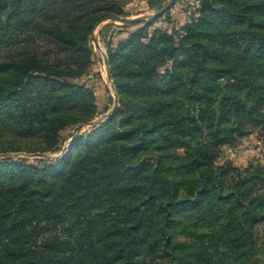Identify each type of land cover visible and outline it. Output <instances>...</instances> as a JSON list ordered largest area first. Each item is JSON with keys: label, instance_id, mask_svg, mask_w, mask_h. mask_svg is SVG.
Returning <instances> with one entry per match:
<instances>
[{"label": "trees", "instance_id": "1", "mask_svg": "<svg viewBox=\"0 0 264 264\" xmlns=\"http://www.w3.org/2000/svg\"><path fill=\"white\" fill-rule=\"evenodd\" d=\"M121 13L116 0H0V40L31 24L50 38V54L63 56L20 62L13 48L25 39L0 41V71L9 70L0 81V129L60 151L62 131L98 108L93 90L77 82L86 72L69 61L89 58L95 27ZM199 14L178 41L148 23L110 52L122 107L83 149L75 145L78 156L0 161V264H264V194L245 189L259 175H244L222 196V175L211 167L213 147L264 126V0H201ZM170 149L185 151L179 165L136 161ZM198 169L202 177L189 178ZM215 203L240 215L198 231L195 220L222 215Z\"/></svg>", "mask_w": 264, "mask_h": 264}, {"label": "rangeland", "instance_id": "2", "mask_svg": "<svg viewBox=\"0 0 264 264\" xmlns=\"http://www.w3.org/2000/svg\"><path fill=\"white\" fill-rule=\"evenodd\" d=\"M121 2V17L133 18L137 16H145L147 20L142 22V24L137 26H132L129 28H124L121 23L118 22H105L99 23L90 38V45L92 46V54L89 58L84 55H78L70 60L74 64L73 69L77 72H86L81 79L77 82L84 84L87 88L93 90L96 96L97 111L95 117L91 121L83 123L78 126H71L70 128L62 131L60 135V151H48L49 146L40 137L28 138L23 136L20 131H15L9 126L0 129V161L3 159H11L13 161L25 160L24 164H38L37 159L42 161H55L63 157H66L71 153L72 156L79 155L85 141L89 138L93 132L96 131L102 123L106 122L115 115L116 111L122 107L120 103V95L114 84V78L112 75V65L110 63V52L114 51L120 42L124 41L129 37L131 33H135L139 28L147 27L149 24L150 31L152 29L164 32L168 35L174 36L178 41L181 34L182 28H184L188 23L192 22L194 19H198L200 16L199 9L201 7V0H175L170 10H168L164 15L154 18L153 16L163 7L166 2L162 0H116ZM109 5L107 7H111ZM138 24V23H136ZM130 26V25H128ZM7 27V25H6ZM68 28L70 26H67ZM76 34L75 29H71ZM80 34H83L84 29L79 28ZM5 37L0 40L5 42L6 40L12 38L13 36H19V41L23 38L25 42H19L14 48L16 52L14 53L15 60L24 62L35 54L37 61L42 65H50V61H58L63 56L54 57V53H51L53 47L50 45V38L43 35L41 31H36L32 28L31 24L28 27H11L8 30H4ZM95 40L98 41L99 47L96 45ZM7 59H11V56H6ZM108 59L109 66L106 65L105 59ZM90 61V62H89ZM3 71V70H2ZM0 71V81L4 77L9 75V70L2 72ZM108 72H111L112 82L108 78ZM112 83L114 88H112ZM112 98V102L109 100ZM108 108V110H106ZM96 125H89L90 123L98 122ZM148 123V122H147ZM141 125L145 123L140 122ZM149 124V123H148ZM113 126H117V122L113 123ZM150 126V124H149ZM248 128V132L238 138L235 141L226 142L218 144V146L213 147V151L216 154V158L213 161L211 167L221 176V184L223 191L221 195H227L233 193L239 183L241 177L244 175H259L258 180L260 182L250 183L249 194L251 190L252 195L255 197L264 194V126ZM209 135V134H208ZM206 133L200 138V143H205L208 140ZM235 137V136H232ZM218 140L212 142L216 144ZM82 144V149L80 146L76 149V144ZM126 144L129 141L125 142ZM45 152H39L42 150ZM66 149V151H64ZM36 154H43L44 156H39ZM185 156V151L183 149L175 150L170 149L165 152L157 150H149L138 155L136 161L149 162L151 166L156 167L158 163H165L171 166L172 163L177 165L180 164L179 159ZM203 169H198L192 176L191 179H200L202 177ZM225 172V173H223ZM197 182V180H196ZM258 183L256 185H253ZM251 187V188H250ZM184 192L181 196H186V188H183ZM251 189V190H250ZM188 191V190H187ZM225 208V209H224ZM232 206L222 207L220 205L214 204V213L218 210H223L222 215H217L214 220L215 222L209 223L207 221L198 220L194 221V225L200 232H211L217 229V223L228 219L229 217H236L240 215L238 211H233ZM213 217V216H212ZM218 219V221H217ZM258 234V247L259 248V259L264 260V223L257 226ZM180 240H185L184 237H180ZM263 264V262H261Z\"/></svg>", "mask_w": 264, "mask_h": 264}, {"label": "water", "instance_id": "3", "mask_svg": "<svg viewBox=\"0 0 264 264\" xmlns=\"http://www.w3.org/2000/svg\"><path fill=\"white\" fill-rule=\"evenodd\" d=\"M175 0H167L166 3L163 5V7L153 16L154 18L160 17L162 15H164L168 10H170V8L172 7L173 3ZM147 20V17L145 16H137V17H133V18H126V17H121V16H110L107 18L102 19L99 23H105L108 21L111 22H118L121 23L124 26H128V25H132V24H136V23H142L144 21ZM96 45L99 47L98 41L95 40ZM105 63L107 66H109V62L108 59L106 57L105 59ZM108 78L109 80L112 82V75L111 72H108ZM112 88H114V84L112 83ZM99 124L98 122L95 123H90L89 125L93 126ZM64 151H66V149H64ZM39 156H44L43 154H36Z\"/></svg>", "mask_w": 264, "mask_h": 264}]
</instances>
